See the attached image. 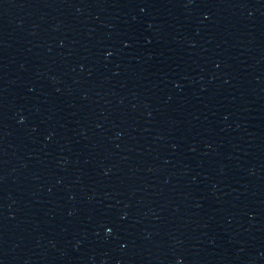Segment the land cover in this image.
<instances>
[{"label":"water","instance_id":"95a60500","mask_svg":"<svg viewBox=\"0 0 264 264\" xmlns=\"http://www.w3.org/2000/svg\"><path fill=\"white\" fill-rule=\"evenodd\" d=\"M0 264H264V0H0Z\"/></svg>","mask_w":264,"mask_h":264},{"label":"snow or ice","instance_id":"6c2138e0","mask_svg":"<svg viewBox=\"0 0 264 264\" xmlns=\"http://www.w3.org/2000/svg\"><path fill=\"white\" fill-rule=\"evenodd\" d=\"M109 231H111L112 229H108Z\"/></svg>","mask_w":264,"mask_h":264}]
</instances>
